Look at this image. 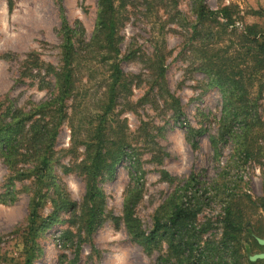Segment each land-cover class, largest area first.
Wrapping results in <instances>:
<instances>
[{"label": "rangeland", "instance_id": "rangeland-1", "mask_svg": "<svg viewBox=\"0 0 264 264\" xmlns=\"http://www.w3.org/2000/svg\"><path fill=\"white\" fill-rule=\"evenodd\" d=\"M121 1L124 19L120 66L132 82V95L131 104L116 108L115 113L125 121L138 172L135 174L129 161L123 160L112 177L105 175L97 180L104 195V221L87 237L73 223L76 211L62 210L48 228H39L41 221L53 214L52 199H57L54 189L33 178L18 177L22 171L16 170L24 166L19 164L14 170L0 155V264H26L28 259L29 264H153L165 255V243L147 251L130 237L122 222L114 219L121 217L126 196L139 188L141 199L134 212L148 233L156 213L169 208L168 203L175 201L186 183L192 185L188 195L205 192L209 197L199 223L211 220L215 227L212 232H219L220 224L215 222L229 206L231 211L239 212L247 229L264 239V127L253 126L243 143L234 122L224 113L219 89L197 70L198 63L189 50V30L194 22L189 1L175 0L176 7L171 0H163L160 6L149 1L152 7L148 11L143 0ZM97 3L98 0H0V116L11 108L29 112L48 100L46 84L53 83V77L45 73L42 64L59 68L64 24L76 30L80 24L84 30L82 39L91 38ZM205 5L212 11L236 6L242 17L237 23L240 29L244 24L264 28V19L250 15L258 10L264 13V0H205ZM156 48L164 55L165 87L178 100L180 117L156 88L151 67ZM31 54L41 65L33 69L31 76L22 75L24 62ZM102 72L100 69L91 82L86 81L84 71L79 76L88 91L82 108H92L101 93L98 82ZM250 91L255 97L256 83ZM146 94L144 101L141 98ZM256 101L257 114L264 122V93ZM71 112L68 109V115ZM69 145L70 131L65 123L55 143L50 175L70 201L80 204L85 195L84 179L64 168H72L81 160L83 151L79 149L75 156L71 155L67 152ZM246 149L250 158L244 162L242 152ZM234 192L241 197L234 199ZM32 200L41 204L34 229L28 226ZM240 239L248 255L264 252V247L249 238L245 230ZM243 264H249L247 258Z\"/></svg>", "mask_w": 264, "mask_h": 264}, {"label": "trees", "instance_id": "trees-1", "mask_svg": "<svg viewBox=\"0 0 264 264\" xmlns=\"http://www.w3.org/2000/svg\"><path fill=\"white\" fill-rule=\"evenodd\" d=\"M149 1L157 2L159 6L164 2L143 0L146 11L152 7ZM188 1L194 16L189 30L190 53L198 63L197 70L219 89L224 99V113L231 118V123L234 122V129L239 130L245 143L253 126L264 127L256 110V100L264 93V28L244 24L240 29L237 23L242 17L236 6H223L212 11L206 7L205 0ZM171 2L177 6L175 0ZM97 8L91 38L88 41L82 39L84 30L80 24H77V30L64 24L59 68L42 64L45 73L53 77V83L46 84L50 93L48 100L29 112L11 108L5 116H0V155L14 170L19 164L24 166L16 170L22 171L18 177L33 178L38 184L46 183L57 196L56 200L52 199L53 214L41 221L39 228H48L52 218L62 210L76 211L73 223L87 237L104 221V195L97 187V180L105 175L112 177L123 160L129 161L135 174L138 172L133 148L125 132V121L119 120V114L115 113L116 108L123 109L131 104L129 97L132 95V82L120 66L124 4L121 0H98ZM175 14L179 15V12L176 10ZM250 15L264 19L262 10L252 11ZM75 37L77 39L72 41ZM155 50V62L151 67L156 75V88L159 96L180 117V104L165 87L164 55L157 48ZM28 57L22 75L31 76L33 69L41 64L33 54ZM100 69L103 70L98 82L101 93L92 108H82L88 91L79 76L84 71L86 81L91 82ZM254 83L257 91L252 97L250 90ZM141 99L146 101L147 94ZM68 109L72 110L70 115ZM65 123L70 131L67 152L75 156L79 149L83 151L81 160L72 168H64L65 172L74 171L84 179L85 195L80 204L70 201L50 175L55 143ZM189 132L199 134L193 129ZM242 154L244 162L248 161L250 153L247 149ZM136 186H139L138 181ZM190 191L192 185L186 183L182 193L176 194L175 201L172 199L168 203L170 207L156 213L148 233L142 229L134 212L141 199L139 188L126 196L122 215L114 221L122 222L130 237L147 251L165 243V255L159 256L153 264H243L246 258L249 264H255L249 261V250L240 237L244 230L256 244L255 239L259 237L246 228L239 212L226 206L219 221L215 222L220 224L219 232L213 233L214 222H198L209 197L205 192L188 195ZM232 197L241 196L234 192ZM40 208V201L32 200L28 216L30 229L37 224ZM29 263L28 259L26 264Z\"/></svg>", "mask_w": 264, "mask_h": 264}, {"label": "water", "instance_id": "water-1", "mask_svg": "<svg viewBox=\"0 0 264 264\" xmlns=\"http://www.w3.org/2000/svg\"><path fill=\"white\" fill-rule=\"evenodd\" d=\"M255 240L259 246L264 247V239L256 238ZM258 260L264 261V253L254 254L249 257L250 262H256Z\"/></svg>", "mask_w": 264, "mask_h": 264}, {"label": "flooded vegetation", "instance_id": "flooded-vegetation-1", "mask_svg": "<svg viewBox=\"0 0 264 264\" xmlns=\"http://www.w3.org/2000/svg\"><path fill=\"white\" fill-rule=\"evenodd\" d=\"M261 253H264V252H261Z\"/></svg>", "mask_w": 264, "mask_h": 264}]
</instances>
